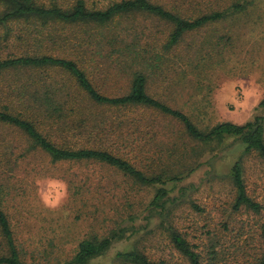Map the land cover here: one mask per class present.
I'll list each match as a JSON object with an SVG mask.
<instances>
[{
    "label": "rangeland",
    "instance_id": "obj_1",
    "mask_svg": "<svg viewBox=\"0 0 264 264\" xmlns=\"http://www.w3.org/2000/svg\"><path fill=\"white\" fill-rule=\"evenodd\" d=\"M154 1L195 16L242 0ZM115 23L116 31L138 37L142 46L164 41L169 30L148 14L125 16ZM75 31L84 39L94 34L89 29ZM93 50L99 53L92 63L100 69L94 80L111 95L127 92L132 72L140 68L149 76L150 94L182 106L202 128L223 121L242 124L264 115V106H260L264 99V0H249L245 10L187 34L177 58L188 60L165 73L151 69L145 57L136 59L109 45ZM196 61L201 71L195 69ZM14 78V74L0 76V87L13 85ZM198 81L201 85L196 88ZM134 115L140 117L141 129L136 155L132 153L130 158L144 170L151 165L160 171L174 159L168 154L172 147L167 141L180 128L152 110L128 112V116ZM151 123L152 127L147 128ZM150 129L153 131L148 133ZM3 134L7 143L27 146L15 133ZM243 151L244 145L234 138L219 147H202L198 167L173 187L162 213L148 208L155 187L137 184L116 168L91 161L53 163L45 154L33 152L0 177L3 208L28 264H63L73 257L82 239L93 234L103 236L118 224H134L135 232L129 231L128 237L90 264H132L118 253L135 249L153 260L190 264L171 242L170 232L174 229L186 233L202 256H207V247L213 242L216 249H229L235 254L225 264H244L239 255L249 244L244 242L245 237L235 234L241 225L245 230H256L261 215L232 212L235 190L230 169ZM242 162L249 192L264 202V159L248 154ZM132 215L136 216L134 220L130 219ZM250 244V248L255 247ZM202 264H209L207 257Z\"/></svg>",
    "mask_w": 264,
    "mask_h": 264
},
{
    "label": "trees",
    "instance_id": "obj_2",
    "mask_svg": "<svg viewBox=\"0 0 264 264\" xmlns=\"http://www.w3.org/2000/svg\"><path fill=\"white\" fill-rule=\"evenodd\" d=\"M248 4L249 0L232 1L189 16L154 0H109L108 4L97 0H0V76L15 75L13 85L0 87V177L33 152L45 154L53 163L97 162L116 168L137 184L155 187L148 208L162 213L173 187L198 167L201 148L219 147L234 138L244 145V151L230 169L235 190L232 212L261 215L256 220V230H245L241 225L235 234L245 237L244 242L249 244L239 256L244 264H264V202L249 192L242 162L248 154L264 159V115L242 124L223 121L202 128L182 106L148 92L145 70L137 68L132 72L127 92L111 95L95 81L100 69L92 63L99 53L92 49L109 45L136 59L145 57L155 71L173 70L188 60L184 56L177 58L187 34L241 12ZM135 14H148L166 24L169 30L164 41L142 46L138 37L130 38L127 32L114 29L116 20ZM86 28L94 32L88 35L90 39L75 31ZM65 29L74 32L67 33ZM194 67L202 69L199 61ZM200 85V81L196 82V88ZM260 106H264V99ZM140 110H152L157 117L169 119L180 128L167 141L172 147L167 149L168 154L174 159L160 171L151 165L144 170L130 158L132 153L136 155L141 126L140 117L128 116V112ZM3 131L20 136L27 146L7 143ZM3 193L0 187V264H28L3 208ZM129 231L135 232L134 224H118L103 236H87L63 264H90L114 243L128 237ZM170 238L190 264H202L206 257L209 264H225L235 258L229 249H216L213 242L207 247V256H202L198 245L178 229L170 232ZM250 243L255 247L250 248ZM118 257L132 264H180L163 258L153 260L136 249L120 252Z\"/></svg>",
    "mask_w": 264,
    "mask_h": 264
}]
</instances>
